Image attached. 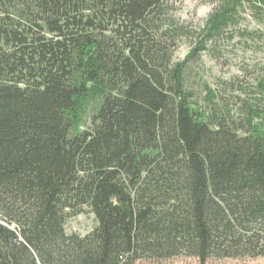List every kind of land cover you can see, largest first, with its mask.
Returning <instances> with one entry per match:
<instances>
[{
  "label": "trees",
  "instance_id": "16d2710c",
  "mask_svg": "<svg viewBox=\"0 0 264 264\" xmlns=\"http://www.w3.org/2000/svg\"><path fill=\"white\" fill-rule=\"evenodd\" d=\"M169 1L0 0V264L264 258V78L233 111L187 77L264 0H217L182 61Z\"/></svg>",
  "mask_w": 264,
  "mask_h": 264
},
{
  "label": "rangeland",
  "instance_id": "374dc122",
  "mask_svg": "<svg viewBox=\"0 0 264 264\" xmlns=\"http://www.w3.org/2000/svg\"><path fill=\"white\" fill-rule=\"evenodd\" d=\"M169 17L182 29L177 41L174 60L182 61L194 47L208 17L219 9L217 0H170ZM264 15V5L259 10ZM207 49L188 63V87L194 100L204 109L211 104L226 106L236 111L255 106L261 98L258 84L264 78V24L259 25L251 11L239 12L235 27L227 29ZM96 226L93 214L87 208L83 213L67 218L66 234L84 237ZM138 264H199L196 259L180 257L167 261H141ZM206 264H264L257 259H210Z\"/></svg>",
  "mask_w": 264,
  "mask_h": 264
}]
</instances>
